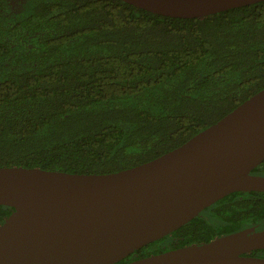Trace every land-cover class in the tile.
<instances>
[{
    "label": "trees",
    "instance_id": "obj_1",
    "mask_svg": "<svg viewBox=\"0 0 264 264\" xmlns=\"http://www.w3.org/2000/svg\"><path fill=\"white\" fill-rule=\"evenodd\" d=\"M262 88L264 1L175 18L122 0H0V167L130 168ZM12 210L0 205V225ZM255 224L264 192H232L117 264Z\"/></svg>",
    "mask_w": 264,
    "mask_h": 264
},
{
    "label": "water",
    "instance_id": "obj_2",
    "mask_svg": "<svg viewBox=\"0 0 264 264\" xmlns=\"http://www.w3.org/2000/svg\"><path fill=\"white\" fill-rule=\"evenodd\" d=\"M154 14L203 18L264 0H122ZM264 88L183 144L111 173L0 167V264H117L229 193L264 192ZM255 224L121 264H264Z\"/></svg>",
    "mask_w": 264,
    "mask_h": 264
},
{
    "label": "flooded vegetation",
    "instance_id": "obj_3",
    "mask_svg": "<svg viewBox=\"0 0 264 264\" xmlns=\"http://www.w3.org/2000/svg\"><path fill=\"white\" fill-rule=\"evenodd\" d=\"M262 227H264V225L261 226V224H260L259 228H262ZM250 255H252V256H259V257H264V255H253V254H251V253H250Z\"/></svg>",
    "mask_w": 264,
    "mask_h": 264
}]
</instances>
